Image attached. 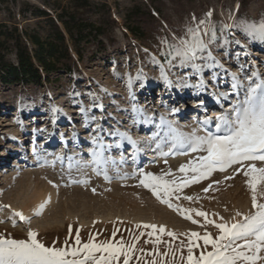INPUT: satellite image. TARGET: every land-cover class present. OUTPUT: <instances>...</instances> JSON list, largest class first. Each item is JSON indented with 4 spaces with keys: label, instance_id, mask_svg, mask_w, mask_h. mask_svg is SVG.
Segmentation results:
<instances>
[{
    "label": "rangeland",
    "instance_id": "1",
    "mask_svg": "<svg viewBox=\"0 0 264 264\" xmlns=\"http://www.w3.org/2000/svg\"><path fill=\"white\" fill-rule=\"evenodd\" d=\"M73 1L0 0V23L36 30L43 37L48 25L32 14L34 10L55 18L60 13L57 7L70 11ZM87 1L91 10L79 13L95 24L102 22L103 48L94 42L82 44L78 57L69 42L71 74L50 76L39 86H7L0 80V235L26 239L31 230L46 246L62 247L66 238L69 244L74 241L77 229L82 242L90 234L97 241L107 240L114 231L115 240L131 241L144 232L137 246L146 251L153 245L144 241L155 236L147 235L151 228L137 225L154 224L175 233V241L161 236L162 242L174 247L187 242L182 233L208 231L215 237L217 229L200 227L205 219L196 212L228 222L237 211L252 210L246 178L234 172L238 166L214 171L173 195L174 207L193 210L190 214L197 224L157 200L140 184L139 173L159 176L170 170L174 176L166 180L182 177L179 167L203 153L179 149L161 157L159 152L168 150L170 127L186 136L215 132L216 117L243 99L253 72L264 82V36L245 27L264 21V0ZM133 10L140 17L131 24L139 27L141 38L125 26V17ZM198 26L205 48L195 60L181 64L170 52ZM233 76L242 86L235 92ZM201 83L203 87L197 88ZM205 119L211 123L202 129ZM92 150L102 151L107 161L95 172ZM183 151L188 154H180ZM57 155L63 159L56 160ZM197 243L200 248L193 249L194 255L203 248V241ZM159 250L165 251L166 245L161 243ZM183 254L187 255L186 249ZM130 264L137 262L133 259Z\"/></svg>",
    "mask_w": 264,
    "mask_h": 264
},
{
    "label": "snow or ice",
    "instance_id": "2",
    "mask_svg": "<svg viewBox=\"0 0 264 264\" xmlns=\"http://www.w3.org/2000/svg\"><path fill=\"white\" fill-rule=\"evenodd\" d=\"M245 27L253 33L259 32L264 36V21L259 25L247 24ZM189 33V39L182 40L180 47H175L170 52V55L180 59L181 64L195 60L197 52H202L205 48L199 34V26L196 29H189ZM194 71H199V68L194 66ZM232 79V90L235 92L242 86L235 76ZM248 79L243 99H237L230 110H225L216 117L215 132L206 131L205 135L197 136L194 131L186 136L170 127L166 141L168 150H161L159 152L161 157L174 155L179 149L203 153L179 167L178 172L183 174L182 177L166 180V176H174L170 170L159 176L141 171L139 176L140 184L151 190L157 200L193 224H197L198 221L192 219L190 214L193 210L174 207L173 195L178 194L191 183H199L200 180L206 179L214 171H225L238 166L234 172L243 174L251 194L250 213L237 211L230 221L216 222L209 220L207 213L198 211L195 214L205 219V224L200 227L212 225L217 229V234L213 237L208 231L203 235L197 232L182 233L181 235L186 236L187 242L181 241L175 247L169 241H161L163 235L170 237L172 241L177 239L175 233L166 231L163 226L157 228L154 224L137 225V228L152 229L147 235L150 238L155 236V239L144 241L153 245L152 251L137 246L144 232L133 235L131 241L115 240L114 231L112 238L107 240L97 241L96 236L90 234L87 242H82L80 231L77 229L74 241L69 244L66 238L62 247L46 246L31 230L27 232L26 239H13L0 235V264H130L133 259L137 264H264V202H260L264 199V167H258L255 163L258 161L264 164V82L259 81L256 72H253L252 77ZM202 87V83L197 85V88ZM81 111H84L83 108ZM133 111L136 109L134 108ZM173 111L175 112L176 109ZM210 123L209 119H205L201 122V128L204 129ZM92 143L94 146L97 145L96 137H93ZM100 148H103L102 144ZM157 148L161 149L160 143H157ZM188 151L180 154H188ZM90 155L94 172L97 171V165L107 163L100 150H92ZM55 159L63 158L57 155ZM71 159L69 157L70 162ZM71 167L70 163V170ZM176 199H180L179 195H176ZM183 199L191 201L193 197L184 196ZM46 203L47 201L40 206L37 215ZM13 215L19 217L21 221L26 220L20 212H14ZM68 233L71 237V225L68 227ZM197 241H203V248L199 255H194L193 249L200 248ZM161 243L166 245V250L163 252L159 250ZM185 249L186 256L183 254ZM137 252L141 255H137ZM177 253L180 255L177 256ZM148 257L151 259H147Z\"/></svg>",
    "mask_w": 264,
    "mask_h": 264
},
{
    "label": "trees",
    "instance_id": "3",
    "mask_svg": "<svg viewBox=\"0 0 264 264\" xmlns=\"http://www.w3.org/2000/svg\"><path fill=\"white\" fill-rule=\"evenodd\" d=\"M42 1L48 3L50 0ZM73 2L70 11L66 7H57L60 13L55 18L46 11L34 10L32 14L44 18L48 25L43 37L36 30H19L16 26L0 23V80L3 85L39 86L50 76L71 74L69 42L78 57L82 56V44L94 42L103 48L102 22L95 24L79 13L91 10V4L87 0ZM100 7L104 8L103 5ZM139 17L138 10L130 11L125 17L127 31L136 38H141V30L131 21Z\"/></svg>",
    "mask_w": 264,
    "mask_h": 264
},
{
    "label": "bare ground",
    "instance_id": "4",
    "mask_svg": "<svg viewBox=\"0 0 264 264\" xmlns=\"http://www.w3.org/2000/svg\"><path fill=\"white\" fill-rule=\"evenodd\" d=\"M36 200L39 202L40 198H38V199H36Z\"/></svg>",
    "mask_w": 264,
    "mask_h": 264
}]
</instances>
